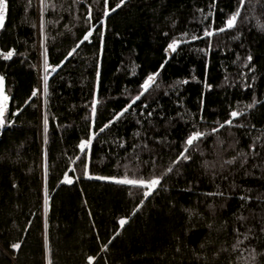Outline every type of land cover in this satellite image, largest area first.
<instances>
[{"label":"trees","instance_id":"1","mask_svg":"<svg viewBox=\"0 0 264 264\" xmlns=\"http://www.w3.org/2000/svg\"><path fill=\"white\" fill-rule=\"evenodd\" d=\"M53 2L57 5V11L49 9L44 14V41L49 52V63L56 64L71 50L76 36L81 34L80 29L85 26L76 23L68 12L60 8L61 5L68 8L71 0ZM117 2L118 0H109L112 6ZM7 3L9 9L5 28L0 30V49L6 51L14 47L22 55H14L8 61L0 59V74L6 77L5 91L10 96V109L15 111L18 106L23 105L32 88L40 87V74L33 65L38 60L41 63L43 58L38 37L40 18L37 0H31L30 7L28 0H7ZM209 3L210 0H128L126 7L122 6L115 13H110L106 19L102 53L98 51V32H94L92 44L82 45L75 55L69 57L49 77L46 107L41 94L29 104L23 105L21 113L16 117H8L14 120V125L0 129V264H45L42 215V152L45 148L48 153L47 184L50 197L47 234L53 264H87V255L97 256L93 264H105V258L107 264H195L191 246L196 244L207 229L194 216L192 223L197 224V227L185 238L184 227L188 217L183 209H194L207 216L208 199L202 194L215 190L210 182L211 178L204 175L199 155L194 162L180 169L181 176L174 172L162 182L170 186L169 192L147 198L142 209L135 215H131L132 209L139 203L141 193L130 191L127 186L89 180L83 177L80 162L71 165L69 158L74 159L79 153L75 145L89 127L90 122H86L85 117L90 112L96 63L100 64L99 126L110 118L113 110L118 111L127 102L122 94L125 86L134 95L142 78L149 71H154L164 59L166 38L163 33L168 32L171 36L185 30H197L194 17L199 13L196 9L204 8L207 11ZM218 4L225 11H231L235 6L229 0H223L222 3L218 0ZM76 7L78 6L73 7V11ZM242 12L249 17V22L242 28V40L229 44L234 49L233 52L216 50L205 57L197 51L205 46L204 42L193 41L181 46L183 50L172 56L162 71L161 87L156 96L166 114L173 119L170 125H165L164 120L157 122L154 118L159 131L149 129L146 135L166 137L168 141L178 144L188 131L185 121L199 110L201 94L205 102L202 114L208 121L225 118L229 104L244 109L251 102L252 90H241L239 80H235L236 87L230 86L241 70L239 65L230 62L235 59V52L243 57L251 51L258 77L255 91L258 99H264V31L256 27L258 20L264 24V0H246ZM61 16L64 18L60 19ZM53 20L60 22H49ZM173 21L176 22L174 27ZM65 24L71 27V32L64 27ZM73 24L75 27H72ZM97 27L100 28L99 25ZM240 43L244 44L243 48ZM205 60L208 61L207 69ZM226 75L229 77L228 83H225ZM193 76L196 77L195 80L192 79ZM185 79L188 81L186 84L178 83ZM205 82L211 84L212 88L205 89ZM169 85L176 87L169 89ZM165 91L168 95H164ZM237 101L240 103L237 104ZM45 112L49 117V142L46 146L43 143L42 124ZM177 112L186 114L183 120L176 116ZM135 118L129 114L123 124L112 127L110 132L106 130L98 140H94L89 166L92 174H118L113 166L114 154L119 153L123 157L125 153L116 146L114 140L115 137L122 136L129 144L133 142L129 138L139 127L134 124ZM237 121L255 125L250 133L244 129H232L235 136L240 138V147L245 151L254 137L260 136L264 141V105L248 110V115L237 118ZM143 127L148 128V125L144 124ZM220 135L225 137L227 132L221 130ZM101 141L105 143L102 144ZM212 145L213 141L209 140L202 146L206 152L203 159L215 158ZM149 146L163 157L157 161L161 168L167 167L170 157L174 158L165 144L155 143L153 139L149 141ZM215 152L221 153L224 158L233 154L228 152L225 155L219 147L215 148ZM148 158L147 153L142 155V159ZM72 167L76 169L74 173L71 171ZM65 171L73 178V184L59 183ZM242 176L243 173L238 172L236 182L252 189L249 195L264 193V176L246 179ZM231 180L232 176H229L228 181L217 179L216 183L227 190ZM13 182L17 185L15 189L12 187ZM190 186H193L192 191H180ZM239 192L238 189L235 195H239ZM169 201L174 203V207H170ZM221 202L216 201L217 215L220 218H231V214L240 207V201L234 196L228 201L227 209L221 212ZM248 208L254 212L261 211L255 201L249 202L245 209L246 215H249ZM122 216H128L129 222L113 237L115 229L119 227L117 221ZM29 221L32 223L29 224ZM97 234L99 240L96 239ZM215 235L213 232V236ZM177 236L180 237L181 245L179 254L175 253ZM109 239L112 243L108 251L100 252L101 244L107 243ZM185 239L190 247H184ZM219 239H227L231 244V228L228 236L221 235ZM14 242L21 243L19 250L10 248V244ZM228 259L227 254L222 255L217 264H228ZM240 264L244 262L241 261Z\"/></svg>","mask_w":264,"mask_h":264},{"label":"snow or ice","instance_id":"2","mask_svg":"<svg viewBox=\"0 0 264 264\" xmlns=\"http://www.w3.org/2000/svg\"><path fill=\"white\" fill-rule=\"evenodd\" d=\"M222 3L223 0H220ZM234 3V9L231 11H225L223 7H219L218 0H210L207 5V11L204 8H197L196 12L199 13L194 19L197 22V30L194 31H181L175 35H169L168 32H164L163 36L166 38V44L163 48L164 59L160 62L159 66L154 71H149L139 82L135 94H131V91L127 86L123 89V95L127 98V102L118 110H113L110 113V118L106 122L97 126L99 119L98 105L101 101L98 98V92L100 88V64L96 63V80L92 92V99L89 105L90 112L86 115L85 120L89 123L87 132L81 137L75 147L79 150V153L75 155V158H69V163L75 165L77 161L82 165V175L89 180L107 181L115 185L127 186L129 190H136L141 193L139 203L135 204L132 209L131 215H135L142 209L147 198L161 193H167L170 191V186L162 183L167 177L175 172L177 176H181L180 169L186 167L189 163L194 162V159L199 155L201 160V167L204 169V175L209 176L210 182L214 185L215 190L203 193L208 199L207 203V216L204 213L197 212L194 209H183L187 214L188 220L185 222L184 236L187 238L193 230L196 229L197 224L192 223V219L195 216L197 221L202 222L203 226L207 229V232L196 242L194 246H191L192 259L195 264H217L222 255L227 254L229 257L228 264H240L241 261L244 264H264V193H258L255 196L249 195L252 189L245 188L236 182V174L242 172V178L249 177L261 178L264 176V141L260 136L254 137L252 143L248 144V150L245 151L240 147L241 140L237 138L232 132L233 128L244 129L247 132H251L255 125H249L243 121L238 122L237 118L248 115V110L254 109L257 105H264V99H258L255 91V83L257 80L256 65L252 63L253 56L249 50L246 56L241 57L239 52H235V59L230 62L233 65H239L241 69L238 75L234 78L230 84L232 87H236L235 80H239V88L241 90H252L251 102L248 103L244 109L233 107L231 104L228 106V111L225 113V118L222 120L217 118L212 121H208L202 114L204 110V98L201 94L199 101V110L193 114L192 118L185 121V126L188 127V131L181 138L177 144L173 141H168L165 138L159 136L153 137L146 135L149 129H155L156 123L154 118L158 122L164 120L165 125H170L172 117L168 116L164 111L163 106L160 104L159 99L156 96L157 91L161 87L160 77L162 71L165 69L166 64L170 61L174 54H178L182 51L181 46H186L193 41H203L204 47L197 49L198 52L203 53L205 57L209 52L219 50L221 52H233L234 49L229 46L231 42L241 41L243 38L242 28L246 27L249 22V17L243 14L242 9L246 6V0H229ZM250 2V0H247ZM29 7L31 6V0H28ZM128 0H118L114 6L109 4V0H71L68 8H60L66 11L73 17L76 23H82L85 27L80 29V35L76 36L74 46L67 52L59 63H49V52L46 47L45 37V17L44 14L52 10L57 11V5L53 0H37L38 15L40 18V24L38 29V37L40 39V47L43 49L41 56L43 58V75L40 77V84L42 86V95L44 96V105L47 106V97L49 94V77L59 69L69 57L75 55L81 46L85 43L91 45L94 32H98L97 39L99 40V53L103 52V45L106 31V19L109 18L110 13H115L117 9L122 6H127ZM78 6L73 11V7ZM9 9L7 0H0V30L5 28L6 13ZM83 9V11H81ZM64 17L61 16L60 19ZM50 23H59L60 20L49 21ZM173 21V27L175 26ZM100 26V28L97 27ZM33 27H36L33 24ZM64 27L71 32V27L65 24ZM75 27V24L72 25ZM256 27L261 31H264V24L257 21ZM103 28L104 30H100ZM235 33V34H233ZM62 35V33H61ZM221 37L224 39L221 40ZM240 47L243 48L244 44L240 43ZM14 55H22L18 53L14 47L8 48L6 51L0 49V59L4 61L11 60ZM205 69L208 67V61L205 60ZM39 72L40 63L33 65ZM246 69V71L244 70ZM135 75V73H132ZM196 79L195 76L192 77ZM225 83L229 82V77L225 76ZM247 81V82H245ZM188 81L181 80L179 84H186ZM169 89L175 88L176 85H169ZM6 77L0 74V129L11 127L14 125V120L9 119V116L16 117L18 113H21L23 105L29 104L34 97H38L41 94V87H34L31 90V94L23 101V105L12 111L9 106L10 96L5 91ZM205 89H211L212 85L204 83ZM164 95H168L165 91ZM143 98V99H142ZM140 102V103H137ZM179 102V101H178ZM153 103L155 106H153ZM240 101H237L239 104ZM35 107V105H33ZM135 116L134 124L137 127L132 136L129 138L133 142L129 144L122 136L115 137L114 142L116 146L124 151L123 157L119 156V153H115V164L113 165L117 169L118 174L110 175H95L90 172V162L92 151L94 147V140H98L100 134H103L106 130L109 132L112 127L123 124L128 115ZM186 115V114H184ZM184 115L180 112L176 113V116L181 120L184 119ZM43 124V143L46 146L48 140V127L49 117L45 112L42 117ZM147 124L148 128H144L143 125ZM221 130L227 132V136L221 137ZM158 144H165L168 152L172 153V157L169 158L170 162L167 167H160L157 164L158 160L163 159L159 153L149 146V141L153 140ZM209 140L213 141L214 159H203L206 156L204 145ZM259 141V144L257 143ZM101 143H105L101 141ZM127 145V146H126ZM222 148L223 154L232 152L233 154L224 158L219 152H215V148ZM144 153L148 154V159H142ZM43 156V202H42V215L44 236H43V252L45 264H53L51 258V249L49 245V239L47 234L48 221L47 215L49 212V200L48 195V153L45 148L42 152ZM218 158V159H217ZM255 170V171H253ZM74 173L75 167L71 168ZM227 173V175L225 174ZM229 176H232V180L227 185L225 190L221 184L216 183V180L228 181ZM73 178L67 171L63 173L59 183L73 184ZM191 185V182H189ZM12 187H17L13 182ZM240 190L239 195H235L237 190ZM193 186L180 189V191H192ZM235 196L240 201V207L231 214V218H220L217 215L216 201H222L219 203V209L221 212L225 211L228 206V201ZM250 201H255L258 207H261L260 212H254L253 209L248 208L249 215L245 214V209L248 207ZM203 202V201H201ZM87 202L85 201V204ZM170 207H174V203L169 201ZM91 217V212L89 211ZM129 222L128 216H122L118 219V228L115 229L113 237L119 234L120 230ZM29 224L32 222L29 221ZM93 227H95L93 225ZM229 228H231L232 243L229 244L228 240H220V236H228ZM213 232L216 233L213 236ZM96 239L100 237L97 234ZM177 245L175 253L181 252L180 237L177 236ZM112 240L109 239L107 243H103L100 246V252H107ZM184 247H190L185 239ZM12 250H19L21 248L20 242H14L10 244ZM99 255V253H97ZM175 259V256L173 257ZM97 260V256L87 255V264H93V261ZM105 264L107 260L105 258Z\"/></svg>","mask_w":264,"mask_h":264},{"label":"built area","instance_id":"3","mask_svg":"<svg viewBox=\"0 0 264 264\" xmlns=\"http://www.w3.org/2000/svg\"><path fill=\"white\" fill-rule=\"evenodd\" d=\"M6 15H7V13H6ZM39 46H40V43H39ZM40 49H41V51H42V48L40 47ZM40 65H41V63H40ZM39 77H41L42 76V66L40 67V70H39Z\"/></svg>","mask_w":264,"mask_h":264},{"label":"rangeland","instance_id":"4","mask_svg":"<svg viewBox=\"0 0 264 264\" xmlns=\"http://www.w3.org/2000/svg\"><path fill=\"white\" fill-rule=\"evenodd\" d=\"M42 51H43V49H42ZM41 63H42V75H43V59H42V62H41ZM40 87H41V94H42V86H41V84H40ZM41 94H40V95H41ZM43 195H44V194H43Z\"/></svg>","mask_w":264,"mask_h":264}]
</instances>
